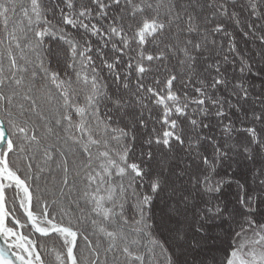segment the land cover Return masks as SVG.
<instances>
[{
    "label": "snow or ice",
    "instance_id": "obj_1",
    "mask_svg": "<svg viewBox=\"0 0 264 264\" xmlns=\"http://www.w3.org/2000/svg\"><path fill=\"white\" fill-rule=\"evenodd\" d=\"M225 18L260 51L239 53ZM241 161L251 185L237 181L232 204ZM42 178L84 202L79 227L34 210L28 182ZM29 226L62 241L58 264H84L81 236L87 264H264V0H0V264H49L17 231Z\"/></svg>",
    "mask_w": 264,
    "mask_h": 264
},
{
    "label": "trees",
    "instance_id": "obj_2",
    "mask_svg": "<svg viewBox=\"0 0 264 264\" xmlns=\"http://www.w3.org/2000/svg\"><path fill=\"white\" fill-rule=\"evenodd\" d=\"M244 18L247 19V12L245 11L243 13ZM247 22L249 23H262L260 21H254L252 19H248ZM225 23L227 25L228 31L233 34V38L237 43L239 53L244 54L248 57H252L255 53H258L260 51L259 48V42L256 40L254 37L251 35L245 38L243 36V32L246 30L244 27L237 26L233 22L227 20L225 18ZM66 34L69 36H73L76 32V29L72 28L70 25H65L64 26ZM222 39L221 37H217L218 42ZM225 45V50L227 49V41H224ZM55 46V45H54ZM230 64L228 65V71L229 74L235 73L236 75H239V57L236 54H232L229 56ZM255 60L257 62V67L262 66L260 64V58L258 55L255 56ZM53 67H55V64H53ZM149 83H154V80L152 77L148 78ZM163 87V85H161ZM240 117L242 118V114H239ZM229 120L236 121V127H240L239 120L237 119L236 114H229L228 118L223 121V123L227 124ZM213 124H215V120H213ZM153 127V124L150 123L148 129L144 130L145 132H151ZM155 128L162 134L164 128L159 124H155ZM208 135L210 136H215L217 139H222V133L221 129L217 127H213L211 130H205ZM235 135V133H233ZM147 149H145L146 151ZM208 154L211 155V148L208 147ZM183 155V153H181ZM131 162V161H130ZM249 166L246 165L244 162H239V166L236 164L233 165V168L229 170V177L233 179V183L231 184L230 187H226L224 189V198L228 201H230L232 204H235L237 199H238V193L240 190L236 186V182L239 181L240 183H244L245 179H247L248 183L251 185V176L247 174V168ZM233 173L235 175L233 176ZM19 174L21 175L22 178L25 177L26 173L23 168L20 169ZM47 173L42 174V176H46ZM221 175H223V170H221ZM219 178V177H218ZM30 184V190L34 193V196H39L40 197V202L37 204L36 200H33V207L35 211H40L42 205L47 202L48 204V209L50 214L55 215L57 220L62 222L64 225H69V222L71 221V224L75 227H79V225H76V219L77 217L81 216V209L85 208L84 202L81 200L79 201V205L74 203L73 201L76 198V193L73 191L71 192L70 195L69 189L65 188V193L66 195L64 198H61L60 193L58 189L54 190L51 185L46 184L45 179H40V180H30L28 182ZM143 183L146 185L147 180L143 181ZM141 191H144V189H141ZM14 194L13 191L8 192V204L7 207L10 209L14 215L21 219L24 220L26 217L24 216L23 210L20 209L19 207V201L16 202L15 207H13L12 204V197ZM159 200L155 202L156 207L153 209L155 213V219H156V224L160 225L159 222V217H160V206L158 205ZM131 204V202H129ZM129 207V205H126V209ZM129 215H132V213L129 211ZM82 218V217H81ZM11 226V225H9ZM164 227L159 226L156 229V235L159 239L166 240L168 236L166 235L167 230L164 229ZM83 231V229H81ZM21 231L29 235L31 239L37 241V250L41 252V255L44 259L48 260L49 264H58V262L55 260L56 254L60 251V245L62 241L55 235L52 234L50 238L46 237H41L38 233H34L31 231L30 226L26 227L24 229H21ZM90 239L95 240L96 237L92 234V230L89 227L88 228V233ZM168 234V232H167ZM86 241L83 239V237H79L77 239V247L74 249L76 252L77 256L81 257V259L84 261V264H87V256L88 253L86 251ZM45 245L47 246V250H45ZM223 248H227L228 244L225 243L222 245ZM159 255V254H158ZM216 255L219 258H222L224 253L223 251L217 252ZM163 257H160L161 264L163 262ZM152 264H157V262L154 260Z\"/></svg>",
    "mask_w": 264,
    "mask_h": 264
},
{
    "label": "water",
    "instance_id": "obj_3",
    "mask_svg": "<svg viewBox=\"0 0 264 264\" xmlns=\"http://www.w3.org/2000/svg\"><path fill=\"white\" fill-rule=\"evenodd\" d=\"M21 232V231H19ZM12 243L11 240H9L8 242H5L4 238L3 237H0V248H5L7 249L8 248V244ZM16 252H19V249L17 248H11L9 251H8V257L12 260H15V257L13 256V253H16ZM20 254H23V253H20ZM16 264H19L18 261H16Z\"/></svg>",
    "mask_w": 264,
    "mask_h": 264
},
{
    "label": "rangeland",
    "instance_id": "obj_4",
    "mask_svg": "<svg viewBox=\"0 0 264 264\" xmlns=\"http://www.w3.org/2000/svg\"><path fill=\"white\" fill-rule=\"evenodd\" d=\"M158 205H159L160 207H162V202H161V201H159V202H158ZM158 220H159V222H158V223H160V217H159V219H158ZM161 227H162V226H161ZM164 229H165V228H164ZM164 229H163V230H164ZM166 235L168 236L167 232H166ZM215 255H216V253H215Z\"/></svg>",
    "mask_w": 264,
    "mask_h": 264
}]
</instances>
